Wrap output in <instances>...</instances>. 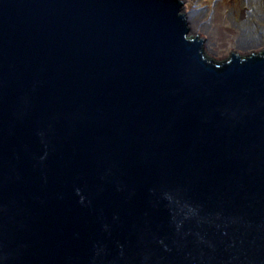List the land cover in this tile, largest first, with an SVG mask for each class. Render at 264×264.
I'll use <instances>...</instances> for the list:
<instances>
[{
    "label": "water",
    "instance_id": "obj_1",
    "mask_svg": "<svg viewBox=\"0 0 264 264\" xmlns=\"http://www.w3.org/2000/svg\"><path fill=\"white\" fill-rule=\"evenodd\" d=\"M185 3L0 0V264H264V51Z\"/></svg>",
    "mask_w": 264,
    "mask_h": 264
},
{
    "label": "rangeland",
    "instance_id": "obj_2",
    "mask_svg": "<svg viewBox=\"0 0 264 264\" xmlns=\"http://www.w3.org/2000/svg\"><path fill=\"white\" fill-rule=\"evenodd\" d=\"M185 1L190 35L205 38L213 60L264 51V0Z\"/></svg>",
    "mask_w": 264,
    "mask_h": 264
},
{
    "label": "bare ground",
    "instance_id": "obj_3",
    "mask_svg": "<svg viewBox=\"0 0 264 264\" xmlns=\"http://www.w3.org/2000/svg\"><path fill=\"white\" fill-rule=\"evenodd\" d=\"M192 29H194V28L192 27ZM203 39H205V38H203Z\"/></svg>",
    "mask_w": 264,
    "mask_h": 264
}]
</instances>
